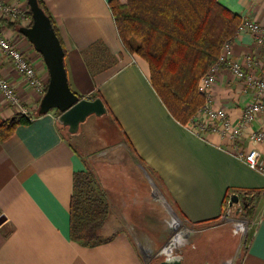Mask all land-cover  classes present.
<instances>
[{"label": "crops", "instance_id": "0c3cea01", "mask_svg": "<svg viewBox=\"0 0 264 264\" xmlns=\"http://www.w3.org/2000/svg\"><path fill=\"white\" fill-rule=\"evenodd\" d=\"M18 1L30 9L27 0ZM220 1L242 18L264 25V0ZM44 2L65 49L71 88L81 97L101 95L108 114L92 115L77 133L65 134L58 113L38 114L43 96L19 73L12 59L0 55V73L34 115L31 124L18 125L11 137L0 140V264H148L145 248L151 251L153 263L178 254L185 255L184 264L211 263L212 256L205 250L200 252L197 238L196 244L180 239L171 251L161 252L169 243L160 235L162 227L136 225L124 216L129 213L127 207L137 206L138 214L142 212L136 202L140 193L129 187L132 180L126 175L121 182L128 186L117 182L120 191L116 193L106 188L115 194L109 196L111 213L101 229L104 240L85 244L72 238L74 176L88 167L86 155L93 150V142L84 135L92 118L114 121L132 162L153 176L169 203L167 208L171 207L184 225L193 227L198 239L233 219L227 216L228 201L231 194L238 193L242 206H247L245 212L253 208L254 219L237 264H264V174L235 154L239 148H258L264 156V147L247 139L231 143L217 133L202 137L176 118L153 86L149 64L125 49L111 0ZM20 26L0 19V31L24 52L47 82V66L19 31ZM234 48L236 56L254 51L264 58V50L248 32L235 37ZM250 100L230 71L220 75L215 104L228 109L234 124L240 123ZM17 114L18 109L0 92V121ZM260 127H264V112L251 129ZM224 218L226 222L221 223ZM229 259L218 258L215 263H230Z\"/></svg>", "mask_w": 264, "mask_h": 264}, {"label": "trees", "instance_id": "16d2710c", "mask_svg": "<svg viewBox=\"0 0 264 264\" xmlns=\"http://www.w3.org/2000/svg\"><path fill=\"white\" fill-rule=\"evenodd\" d=\"M39 2L57 32L44 0ZM110 6L125 49L148 62L153 86L176 118L188 123L206 102L198 88L201 77L217 61L224 43L236 37L242 16L220 0H111ZM31 122L24 114L1 120L0 140L11 137L18 125ZM109 215L110 203L92 171L76 172L70 207L72 238L85 244L104 240L101 229Z\"/></svg>", "mask_w": 264, "mask_h": 264}, {"label": "built area", "instance_id": "2783aa9c", "mask_svg": "<svg viewBox=\"0 0 264 264\" xmlns=\"http://www.w3.org/2000/svg\"><path fill=\"white\" fill-rule=\"evenodd\" d=\"M29 11L30 9L21 6L18 0H0L1 20L17 22L21 26H29L32 23ZM243 32L250 33L253 36L255 45L264 50V25L250 17H243L236 36ZM234 39H229L224 43L217 61L201 77L198 88L205 96L206 102L186 125L202 137L208 133H217L231 143L247 139L249 142L264 147V127L251 129L252 125L258 120L259 115L264 112V58H261L254 51L236 56ZM0 55L12 59L19 73L28 80L29 84L42 96L45 94L48 81H44L39 76L35 65L30 59L1 31ZM224 71H230L241 82L243 92L251 97L243 110L241 121L237 125L232 121L228 109L218 107L215 104V85ZM0 92L7 103L17 108L20 114L27 115L32 120L34 119V115L30 114V111L22 104L15 87L1 73ZM235 154L249 167L264 174V156L260 149L246 150L245 148H239L235 151ZM172 240H174V237L170 238L169 243ZM174 242V246H176L177 242ZM174 246L170 248L172 249Z\"/></svg>", "mask_w": 264, "mask_h": 264}, {"label": "rangeland", "instance_id": "374dc122", "mask_svg": "<svg viewBox=\"0 0 264 264\" xmlns=\"http://www.w3.org/2000/svg\"><path fill=\"white\" fill-rule=\"evenodd\" d=\"M132 54L148 63L137 53ZM51 111L59 114L58 110ZM89 123V127L85 130L86 135L84 136L88 137V139L93 142V150L89 151L90 154L86 155L88 159V167H86V170L92 171L96 178L99 191L106 195L110 203V213V201L112 199L109 196L120 191L117 190V182L120 183V186L126 183L121 182L126 175L128 179L132 180L129 182V187L136 189L140 193L139 199H137L136 202L141 206L139 208L140 211L143 212L138 214L137 206L136 208L127 207L129 213L124 216H127L128 220L135 222L136 225H157L159 229L162 227L161 230H159L161 232L160 235L167 241L175 237L177 233L179 234L181 231L185 232L180 236L179 240L183 239L186 243L194 242V244L198 241L197 246L200 252L201 250H205L212 256L210 264H214L218 258L227 257L230 258L229 261L232 264H237L240 261L245 251V244L249 237L250 226L254 219V212L248 210L244 213L235 214L233 212L235 208L231 207L228 209L227 216L233 219L230 218L231 220L226 222L224 218L221 223L226 222L225 225H218V227L220 226L219 228L204 233V235L198 239L200 236H195L196 233L193 231L194 228L184 225L181 218L173 213V209L171 207L167 208L166 203L167 205L169 203L163 190L153 181V176L149 172L144 173L132 162L129 151L126 147L121 145V135L118 129H116L114 121L111 119L97 120L92 118ZM65 134H68L66 128ZM125 185L128 186V183ZM125 185H123V187ZM120 186L118 187L121 189ZM106 188L113 190L115 193H108ZM160 198H162L163 201ZM114 200L115 196L113 198V201ZM114 204L115 203H113V205ZM173 216L180 220L179 224L172 223L171 218H173ZM109 217L110 216H108V218ZM234 217L238 218L234 219ZM237 223H241V226L235 225ZM243 223L245 225H243ZM211 226L213 227L214 225H206L205 227ZM187 249L190 251L195 250L192 246H188ZM144 254L148 264L156 263L157 259L154 263L151 262L149 258L151 251L148 248L144 249ZM228 263L229 262L226 261V263L223 264Z\"/></svg>", "mask_w": 264, "mask_h": 264}, {"label": "water", "instance_id": "95a60500", "mask_svg": "<svg viewBox=\"0 0 264 264\" xmlns=\"http://www.w3.org/2000/svg\"><path fill=\"white\" fill-rule=\"evenodd\" d=\"M28 4L32 12V23L29 26H20L19 31L41 54L49 72L47 89L41 99L38 114L44 115L51 110H58V122L66 127L68 132L75 134L88 117L106 115L108 108L101 97H81L74 92L65 65V49L51 17L41 6L39 0H28ZM228 205L229 208H235L233 211L235 214L243 212L241 197L238 193L231 194ZM173 213L176 215L174 211ZM179 238L180 236L176 235L174 241H178ZM170 249L165 247L162 252ZM184 261L185 255L178 254L164 259L158 258L155 264H184Z\"/></svg>", "mask_w": 264, "mask_h": 264}, {"label": "bare ground", "instance_id": "6f19581e", "mask_svg": "<svg viewBox=\"0 0 264 264\" xmlns=\"http://www.w3.org/2000/svg\"><path fill=\"white\" fill-rule=\"evenodd\" d=\"M179 222H180V220L177 218V217H175V219L173 218L172 219V223H174V224H179ZM243 225H245L244 223H243ZM242 225V226H243ZM175 226V225H174ZM185 232H183V231H181V233H177L176 235H179V236H181V235H183ZM174 244H175V242H174V240H172L170 243H169V245H168V247L170 248V247H172V246H174Z\"/></svg>", "mask_w": 264, "mask_h": 264}]
</instances>
